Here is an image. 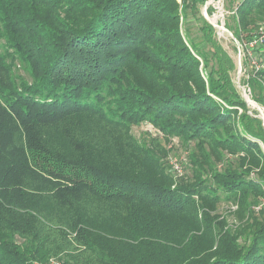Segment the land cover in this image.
Wrapping results in <instances>:
<instances>
[{
  "label": "trees",
  "instance_id": "16d2710c",
  "mask_svg": "<svg viewBox=\"0 0 264 264\" xmlns=\"http://www.w3.org/2000/svg\"><path fill=\"white\" fill-rule=\"evenodd\" d=\"M206 1L0 0V264H264V128Z\"/></svg>",
  "mask_w": 264,
  "mask_h": 264
},
{
  "label": "rangeland",
  "instance_id": "374dc122",
  "mask_svg": "<svg viewBox=\"0 0 264 264\" xmlns=\"http://www.w3.org/2000/svg\"><path fill=\"white\" fill-rule=\"evenodd\" d=\"M227 1L228 0H212L206 8V2H204L203 4L199 5L198 15L203 16L204 18L207 17L208 20L212 23L211 26L214 29L212 38L216 41V44L219 45L223 49V51H225L230 56L233 61L234 68L231 72L232 82L235 87L237 82L242 87L243 92H241L237 87L236 89L243 100L246 101L249 109V114L258 118L264 128V108L262 107V105L251 98V91L247 87L246 83L248 69H251L252 66H255V63L252 61L248 53L247 44H242L240 41L234 40L220 28L226 25V20L228 22L231 16ZM195 23L197 24V26L201 24L199 20ZM214 26H216L217 28H214ZM250 98L252 100H249ZM142 130H147L152 134V136L155 135V131L150 126L136 128L134 129V133L138 136ZM173 143H175V145H178L176 140ZM179 153L180 158L182 159L184 156V152L180 151Z\"/></svg>",
  "mask_w": 264,
  "mask_h": 264
},
{
  "label": "built area",
  "instance_id": "2783aa9c",
  "mask_svg": "<svg viewBox=\"0 0 264 264\" xmlns=\"http://www.w3.org/2000/svg\"><path fill=\"white\" fill-rule=\"evenodd\" d=\"M259 44H264V32H261L260 35L253 41H251L250 43L247 44V50H248V53L252 59V61L255 63V66L258 67V64L257 62L253 59L252 57V53H251V50L254 46L256 45H259ZM264 204V202H263Z\"/></svg>",
  "mask_w": 264,
  "mask_h": 264
},
{
  "label": "water",
  "instance_id": "95a60500",
  "mask_svg": "<svg viewBox=\"0 0 264 264\" xmlns=\"http://www.w3.org/2000/svg\"><path fill=\"white\" fill-rule=\"evenodd\" d=\"M212 0H208L206 3H205V7H208V5L210 4ZM205 20L210 24L212 25V23L208 20L207 17H205ZM214 28H217L216 26H214ZM221 30H223L224 32H226L229 36H231L234 40L237 41L236 37L225 27V26H222L220 27ZM238 73V72H237ZM236 87L241 91L243 92L242 90V87L238 84V82L236 83ZM249 100H252L251 98ZM246 102V101H245Z\"/></svg>",
  "mask_w": 264,
  "mask_h": 264
},
{
  "label": "bare ground",
  "instance_id": "6f19581e",
  "mask_svg": "<svg viewBox=\"0 0 264 264\" xmlns=\"http://www.w3.org/2000/svg\"><path fill=\"white\" fill-rule=\"evenodd\" d=\"M206 8V7H205ZM219 29V28H218Z\"/></svg>",
  "mask_w": 264,
  "mask_h": 264
}]
</instances>
